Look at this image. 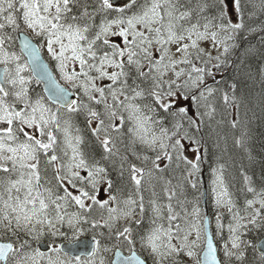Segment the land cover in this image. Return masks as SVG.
<instances>
[{
	"label": "snow or ice",
	"instance_id": "6c2138e0",
	"mask_svg": "<svg viewBox=\"0 0 264 264\" xmlns=\"http://www.w3.org/2000/svg\"><path fill=\"white\" fill-rule=\"evenodd\" d=\"M257 120L264 0H0V264H264Z\"/></svg>",
	"mask_w": 264,
	"mask_h": 264
},
{
	"label": "trees",
	"instance_id": "16d2710c",
	"mask_svg": "<svg viewBox=\"0 0 264 264\" xmlns=\"http://www.w3.org/2000/svg\"><path fill=\"white\" fill-rule=\"evenodd\" d=\"M255 42V41H254ZM258 90V86H257ZM257 115H259V109H257ZM220 117L218 116L217 119ZM264 121L257 120L255 121L253 125V135H254V141H253V151L257 154V163L255 165V170L259 172V162L262 155H264ZM239 160L240 157H237ZM245 162H247L245 160ZM207 175L205 174L204 180H205V187H207ZM239 176L237 175V180H239ZM212 227L214 228V223L212 224ZM126 251V250H125Z\"/></svg>",
	"mask_w": 264,
	"mask_h": 264
},
{
	"label": "water",
	"instance_id": "95a60500",
	"mask_svg": "<svg viewBox=\"0 0 264 264\" xmlns=\"http://www.w3.org/2000/svg\"><path fill=\"white\" fill-rule=\"evenodd\" d=\"M78 251H83V249H79ZM125 255H126V253H124ZM113 258H115V257H113Z\"/></svg>",
	"mask_w": 264,
	"mask_h": 264
},
{
	"label": "rangeland",
	"instance_id": "374dc122",
	"mask_svg": "<svg viewBox=\"0 0 264 264\" xmlns=\"http://www.w3.org/2000/svg\"><path fill=\"white\" fill-rule=\"evenodd\" d=\"M46 55V54H45Z\"/></svg>",
	"mask_w": 264,
	"mask_h": 264
}]
</instances>
